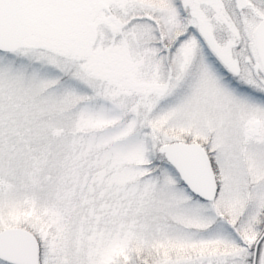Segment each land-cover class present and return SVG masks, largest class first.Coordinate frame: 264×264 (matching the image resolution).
Returning <instances> with one entry per match:
<instances>
[{"label":"snow or ice","instance_id":"6c2138e0","mask_svg":"<svg viewBox=\"0 0 264 264\" xmlns=\"http://www.w3.org/2000/svg\"><path fill=\"white\" fill-rule=\"evenodd\" d=\"M0 264H264V0H0Z\"/></svg>","mask_w":264,"mask_h":264}]
</instances>
